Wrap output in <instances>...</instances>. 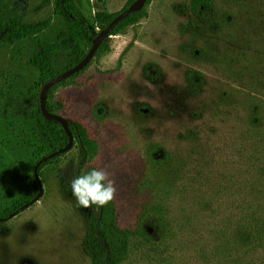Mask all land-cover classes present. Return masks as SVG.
Here are the masks:
<instances>
[{"label":"rangeland","instance_id":"1","mask_svg":"<svg viewBox=\"0 0 264 264\" xmlns=\"http://www.w3.org/2000/svg\"><path fill=\"white\" fill-rule=\"evenodd\" d=\"M44 1L6 4L26 21L48 22L45 36L66 49L70 37H58L64 22L55 13L56 0ZM133 1L77 0V5L95 37ZM191 1L147 0L143 17L109 35L84 69L54 85L51 104L94 143L83 171L105 168L115 180L117 222L135 232L122 264H264V249L240 236L251 215L230 211L234 200L228 196L213 207L220 209H206L199 180L190 176L202 170L203 154L216 155L218 178L231 168L239 135L233 108L264 68V0H218L212 12L199 15ZM33 50L29 44L0 49L5 84L0 98L11 96L15 69ZM42 87L35 86V96ZM26 98L16 92L10 101L0 100V125L12 113L27 116ZM96 111L102 115L96 117ZM2 154L8 169L0 173V211L37 196L35 165L25 149L2 148ZM82 157L76 145L56 169L43 170L39 201L0 224V264H92L83 241L88 217L96 218L99 209L84 208V215L61 186L63 178L70 184L77 175ZM205 188L209 191L206 183Z\"/></svg>","mask_w":264,"mask_h":264},{"label":"trees","instance_id":"2","mask_svg":"<svg viewBox=\"0 0 264 264\" xmlns=\"http://www.w3.org/2000/svg\"><path fill=\"white\" fill-rule=\"evenodd\" d=\"M6 1L0 0V49L9 45L17 50L20 45L29 44L34 50L26 63H19L16 67L15 78L8 88V93L12 91V94L5 98L10 101L16 92L26 94L27 116L12 113L8 116L7 121L0 125V150L9 147L25 149L27 157L35 165L31 175L36 195H38L40 192L39 183L42 184L40 178L43 170L47 167L56 169L64 154L45 160L43 158L65 147L70 139L62 124L44 117L40 104L42 89L39 91V97L35 96V86H44L46 82L62 73L64 69L80 62L84 58H82V53L88 44L93 45V39L96 36L89 34L87 28L90 26V22L78 8L77 0H56L55 13L64 22V27L58 37L63 35L70 37V44L66 49H62L59 43L45 36L48 22L43 20L26 21L24 17L8 11ZM217 1L192 0L190 9L198 15L207 14L213 11ZM44 3H49V0H45ZM144 8L128 15L111 30L110 35L124 32L127 24L135 23L138 18L143 17ZM115 17L109 18L106 25L108 26ZM107 39L106 37L103 43ZM262 73H264V68L252 79L250 84L252 88L244 90L238 97L236 106L233 108L236 113V130L239 132L235 138L238 149L233 154L231 168L225 170L228 173L225 174L224 171L221 178H218L216 174L218 168L215 166L220 163L215 160L216 155L212 153L211 156L202 155L199 160L202 170L197 173L194 169L193 173L190 172V176L192 179L195 177L199 180V198L206 209L213 211L220 209L213 207L221 197L228 196L234 200L229 201L230 211L240 214L249 213L251 215L250 222L247 226H240V236L246 238L247 241L255 240L258 247L264 249V79L261 77ZM67 79L56 85L64 84ZM0 85L5 84L0 80ZM55 86H52L47 94L46 105L50 112L58 114L51 104V92ZM5 99L0 98V100ZM6 113L8 114V111ZM94 115L100 117L102 114H98L96 111ZM69 127L75 137L71 150L77 145L83 154L78 164L80 173H83L87 161V149L93 147L94 143L77 122L71 121ZM152 151L153 149H149V152ZM155 152H153V156L156 157ZM160 152L164 154L163 150ZM155 157L154 159L161 160V158ZM7 160L8 158L2 154L0 158L1 174L6 173L8 169ZM39 162L41 163L38 166L39 179H37L35 169ZM205 183L209 191L206 190ZM61 186L62 192L66 196L75 199L71 192V186L65 178L61 180ZM29 197L30 199H25L28 198L25 197V200L13 202L10 207L0 211V218L8 217L27 201L33 200L35 196ZM78 207L84 215H87L84 208ZM92 207L98 208L99 214L96 218L88 217V229L83 241L84 253L91 259L92 264H122L127 259L131 236L135 232L118 224V211L114 200L103 207L96 205ZM152 217L149 215L147 218ZM161 220H165V218H161ZM2 223L4 222H0V224ZM143 232L147 239L151 240L148 232L146 230Z\"/></svg>","mask_w":264,"mask_h":264},{"label":"water","instance_id":"3","mask_svg":"<svg viewBox=\"0 0 264 264\" xmlns=\"http://www.w3.org/2000/svg\"><path fill=\"white\" fill-rule=\"evenodd\" d=\"M146 2H147V0H135L126 10H124L119 15H117L114 18V20L105 28V30L101 31L93 39V45H92L90 51L80 62L76 63L73 67L69 68L65 72H62L61 74L53 77L52 79H50L48 82H46L44 84V86L41 90V94H40V104H41L42 113L47 120H55V121L59 122L60 124H62L64 129L67 131L70 140H69V143L65 147H62L59 150L51 153L50 155L43 158V160L48 159V158H53L55 156H58L60 154H64V153L70 151L74 145V142H75V137H74V135H73V133L69 127V124L72 120L70 118L64 117L60 114L50 112L48 110L47 105H46V99H47V94H48L49 90L51 89L52 86L66 80L67 78L73 76L74 74H76L79 71H81L82 69H84L91 62V60L93 59L94 55L96 54L97 50L99 49V47L101 46V44L103 43L105 38L110 35L111 30H113L115 28V26L118 25L128 15L135 13V12H138V11H141L145 7ZM40 163L41 162H39L37 164L36 169H35L37 179H39L37 172H38V166L40 165ZM78 172L80 174V166H78ZM39 184H40V192L32 201L24 204L19 209L12 212L8 217L0 218V222H5L8 219L15 217L20 212L29 208L33 203L39 201V199L43 193V186L41 183H39Z\"/></svg>","mask_w":264,"mask_h":264},{"label":"clouds","instance_id":"4","mask_svg":"<svg viewBox=\"0 0 264 264\" xmlns=\"http://www.w3.org/2000/svg\"><path fill=\"white\" fill-rule=\"evenodd\" d=\"M70 186L77 205L85 209L109 204L117 192L115 180L105 168H92L91 171L74 175Z\"/></svg>","mask_w":264,"mask_h":264}]
</instances>
